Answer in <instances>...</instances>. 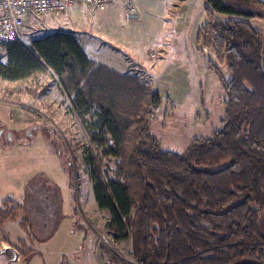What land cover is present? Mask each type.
I'll list each match as a JSON object with an SVG mask.
<instances>
[{"label":"trees","instance_id":"obj_1","mask_svg":"<svg viewBox=\"0 0 264 264\" xmlns=\"http://www.w3.org/2000/svg\"><path fill=\"white\" fill-rule=\"evenodd\" d=\"M208 1L204 32L213 39L204 43L229 73L227 98L220 126L193 139L184 153L163 150L149 133L159 94L134 76L96 63L70 31L0 45V79L50 73L82 122L87 126L86 115L93 119L89 140L104 147L101 131L108 134L107 151L116 157L113 176H98L102 158L93 156L92 171L98 172L92 194L109 213L107 227L116 235L129 233L138 264H264V41L244 19L251 14ZM242 1L264 10L261 0ZM214 12L241 18L220 20ZM47 88L5 90L36 98ZM201 221L209 227H200Z\"/></svg>","mask_w":264,"mask_h":264},{"label":"rangeland","instance_id":"obj_2","mask_svg":"<svg viewBox=\"0 0 264 264\" xmlns=\"http://www.w3.org/2000/svg\"><path fill=\"white\" fill-rule=\"evenodd\" d=\"M218 1L251 14L253 17L244 19L264 41L263 9L242 0ZM132 4L135 11L128 15L125 0H115L100 8L72 5L58 15L30 14L21 27V41L28 43L58 29L70 31L84 53L96 63L134 76L159 94L161 102L150 121L149 133L163 150L184 153L193 139L209 136L224 117L227 98L224 86L229 73L204 43L213 39L207 34L209 30L204 32L207 23L204 9H212V3L208 0H133ZM214 15L220 20L241 18L218 12ZM45 77L35 73L17 81L0 79V131L5 130L0 138V188H15L13 184L18 179L23 182V189L10 191L14 193L13 200L22 205L27 184L36 178H53L62 191V213L47 236L45 231L41 236L33 233V243L17 218L1 219L0 264H82L80 261L86 262L83 254L90 247L96 250L100 264H114L121 257L128 264H138L132 257L129 233L111 234L114 231L107 227L109 213L98 207L92 194L98 172L92 171L93 156L102 158L98 176L104 180L113 176L116 157L107 151L111 139L101 131L106 145L95 146L87 133L93 119L86 115V126L72 107L71 97L61 88L62 84L53 76L48 81ZM43 84H48V88L36 98L24 92L6 94L5 90ZM33 128L34 132L41 131L35 136L45 138L47 144L28 136L27 129ZM10 131L14 132L13 141H9ZM26 140L31 142L25 146ZM56 144L60 145V155ZM20 169L25 177L15 182L9 180L7 176L12 174L15 178ZM3 198L0 193V204ZM14 211L3 204L0 217L5 212L12 215ZM260 215L263 225L264 210ZM84 224L93 229V242ZM208 225L204 221L199 223L203 229ZM3 243L9 244L10 249L2 250ZM199 252L210 254V251ZM17 253L20 258L26 255L25 259L12 261Z\"/></svg>","mask_w":264,"mask_h":264},{"label":"flooded vegetation","instance_id":"obj_3","mask_svg":"<svg viewBox=\"0 0 264 264\" xmlns=\"http://www.w3.org/2000/svg\"><path fill=\"white\" fill-rule=\"evenodd\" d=\"M27 133L31 134L29 129L27 130ZM37 138L38 136L34 137V139ZM53 142L56 143L55 141ZM57 144L55 145V147L58 149L57 155H60L61 154L60 145L58 146ZM23 175L25 177V173H23L21 170L17 173L16 177L22 178ZM33 177L34 176H32L30 180ZM14 186L15 188L9 187L5 190V192L3 193L4 198L1 201L0 206L4 204L5 206H8V209L11 208L12 210L14 209L15 211L13 212L12 215L9 214V212H5L0 217V220L3 219V216H5L4 218H12V219L17 218L19 220V224L24 223L23 224L25 226L24 229L28 230L29 236L31 237L30 238L31 242L35 240V236L33 233L41 236V233L45 231V235H47L48 232L54 228L58 220L56 202H57V194H59V186H57L55 180L49 177H45V178L43 177V178H36L35 181H32L29 184H27L25 187V194H24L25 199L24 201L22 200V205H24L25 209L23 208L21 203L15 202L13 200L12 197L14 193L10 192L12 189H17V188L23 189L24 183L19 180L18 183L15 184ZM46 196L50 197L53 205V208L48 210L47 212L41 207L43 204L42 201ZM11 201H13V204H11ZM25 218L27 222L25 221ZM23 219L25 222L23 221ZM8 246L9 244L6 246H1V249L2 250L10 249V247ZM19 256H20L19 253H17L14 260L12 261H17V260L21 261L22 259H25L26 255H21V258Z\"/></svg>","mask_w":264,"mask_h":264},{"label":"built area","instance_id":"obj_4","mask_svg":"<svg viewBox=\"0 0 264 264\" xmlns=\"http://www.w3.org/2000/svg\"><path fill=\"white\" fill-rule=\"evenodd\" d=\"M115 0H0V45L21 41V27L35 15H58L72 5L100 8ZM133 0H125L126 14L134 12ZM111 234H116L111 232ZM104 236V233L101 235ZM114 264H128L121 259Z\"/></svg>","mask_w":264,"mask_h":264},{"label":"crops","instance_id":"obj_5","mask_svg":"<svg viewBox=\"0 0 264 264\" xmlns=\"http://www.w3.org/2000/svg\"><path fill=\"white\" fill-rule=\"evenodd\" d=\"M36 74H44V75H46V81H48L49 80V78H52L51 77V75H49V73H43V72H40V73H36ZM52 80H53V78H52ZM46 83V82H45ZM31 123H33V122H31ZM28 130V129H27ZM38 132H41V131H37L36 133H38ZM30 133L31 134H28V136H31V138H34V135L36 134L35 132H34V128L30 131ZM5 134V130L4 129H2L1 131H0V138H3V135ZM12 134H14V132L13 131H10V132H8V136L11 138V135ZM15 135H18V133H15ZM36 141H38L40 144H47L46 143V141H45V138H43V137H40V136H38V138L37 139H35ZM9 141H13V138H11V139H9ZM31 141L30 140H26V141H24V145L25 144H29ZM26 146V145H25ZM25 164V163H24ZM23 166H25V165H23ZM19 171H21V170H19ZM18 171V172H19ZM10 175H12V174H10ZM7 176L8 178H9V180H13L14 182L17 180V177L15 176V178H13V177H11V176ZM53 179V178H52ZM55 180V179H54ZM19 181V180H18ZM56 182V181H55ZM57 183V182H56ZM16 183H14L13 185H15ZM57 186H59L58 184H57ZM1 189V188H0ZM5 192V190L4 189H1L0 190V193H4ZM59 195H60V198H59ZM43 204H42V208L47 212L48 210H50V209H52L53 208V205H52V202H51V199H50V197L49 196H46V197H44V199H43ZM57 216H58V219L61 217V213H62V204H63V198H62V191H61V188H60V186H59V194H57ZM77 211H78V214H81L80 212H79V210L77 209ZM44 219H45V217H44ZM85 225V224H84ZM90 228V229H89ZM85 229H86V231H88V233H89V239L92 241V240H95V233H94V231H93V229L91 228V227H88L87 225H85ZM50 232V231H49ZM49 232H48V234H49ZM47 234V235H48ZM47 235H45V236H47ZM85 235L87 236V233H85ZM85 239H87V237H85L84 236V242H85ZM93 242V241H92ZM7 244L6 243H3V245L2 246H6ZM94 246V245H93ZM92 249V247H90V251L87 253L85 250L86 249H82L83 250V252H86L85 254H83V255H85V260H86V262H83V261H80L82 264H86L88 261L90 262L89 264H100V262H99V259H98V256L95 254V252H96V250H91ZM59 250H57L56 252H58ZM56 252H53V253H56Z\"/></svg>","mask_w":264,"mask_h":264}]
</instances>
